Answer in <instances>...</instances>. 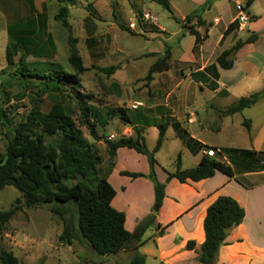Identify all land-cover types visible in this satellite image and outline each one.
<instances>
[{
	"label": "crops",
	"instance_id": "1",
	"mask_svg": "<svg viewBox=\"0 0 264 264\" xmlns=\"http://www.w3.org/2000/svg\"><path fill=\"white\" fill-rule=\"evenodd\" d=\"M165 1L170 9L157 0H76L73 4H65L73 30H78L90 44L111 47V55L116 56L112 64L119 65L115 76L127 67L126 63L156 55L151 50L135 55L126 53L121 40L125 32L146 40L159 38L171 42L174 36H179L177 41L180 44L187 37L191 40L187 49L182 48L183 51L177 54L179 59L175 65L172 61L175 47L163 44L160 56L164 55L166 48L170 49L171 68L155 73L149 86L145 87L143 95L148 97L143 98V110L129 114L132 126L122 123L121 133L126 136L134 135L133 125L138 126L150 151L154 150L159 135L156 125L167 124L163 144L155 152L159 164L156 166L157 177L166 183L165 197L155 222L143 233L137 250L145 255L148 264H203L198 260V252L205 241L207 209L218 196L226 195L240 203L245 209V217L241 224L230 229L225 244L219 249L216 264H264V110L261 108L264 98L242 110H256L242 121L235 119L237 112L223 113L240 97L264 87V55L256 49L264 31V0L258 14L252 9L258 0H253L248 7L252 21L247 31L258 33V39L240 48L232 68L218 66V79L205 69L217 64V57L240 38L234 32L225 34L230 24L237 26L235 5L231 18L224 20L221 0ZM155 3L173 12L172 17L179 20L181 28L169 32L171 26L168 22L162 25L157 21L142 23L140 16L144 11L152 12L151 6ZM60 6L58 0H0V45H5L6 51L8 45H21L23 49L39 44L56 46L60 23L56 15ZM189 15L194 16L190 23L195 24L197 30L204 32L207 29V38L198 46H195V36L183 23ZM197 17L204 21L203 25H196ZM229 99H233L232 102H228ZM245 119L250 120V130L243 123ZM174 123H179L198 142L217 147L223 159L232 165L234 176L217 171L214 176L199 181L168 180V173L176 170L179 154L182 168L199 164L205 154L203 149L195 152L186 146ZM238 126H244L246 132H237ZM120 134L111 133L108 137L115 140ZM173 138L177 146L166 164L159 156ZM103 146L104 154L99 152V173L114 187L116 194L112 205L126 214L125 228L134 232L151 212L155 200L154 184L148 178V157L129 147H120L111 155L107 145ZM225 149L247 150L253 154L240 158L236 153H226ZM125 171L142 176L132 177L124 174ZM189 241L195 242L194 248L187 246ZM114 254H128L130 261L132 250ZM111 255L98 257L93 253L94 262L103 263Z\"/></svg>",
	"mask_w": 264,
	"mask_h": 264
},
{
	"label": "trees",
	"instance_id": "2",
	"mask_svg": "<svg viewBox=\"0 0 264 264\" xmlns=\"http://www.w3.org/2000/svg\"><path fill=\"white\" fill-rule=\"evenodd\" d=\"M58 1L61 6L56 19L61 21L64 27L70 28L69 10L65 4H73L76 0ZM157 1L170 9L165 0ZM252 2L253 0H247V6L249 7ZM192 18L194 16H187L183 23L187 26L189 33L195 36V46H198L207 38V29L204 32L197 30L195 24L190 23ZM203 24L204 21L197 17L196 25ZM234 26V23L230 24L225 34L231 32ZM258 37V33L252 32L246 39H237L234 45L217 57L218 65L211 64L206 67L205 71L210 73L213 78L218 79V66L224 69L232 68L240 48L245 44L255 42ZM11 49L22 52L24 56V49L21 45H8L6 51L8 63H13L14 56ZM170 59L171 51L166 48L164 55L150 66L145 77L146 86H149L155 73L171 68ZM69 61L78 73L87 69L83 65L75 45L71 47ZM118 68V65H113L109 68H101V70L111 74ZM34 75L42 76L38 73ZM57 78L79 84L76 75L62 72V70L58 72ZM262 98H264V87L248 96L240 97L223 113L230 115L240 112ZM76 104L80 110L78 122L67 112L61 102H55L48 112H43L33 106L18 122L5 153L0 157V192L6 186H13L22 193L25 204L29 207L53 205V211L59 213L64 219V228L60 239L70 245L75 241L85 243L93 253L101 257L121 250H132L131 264H148L145 255L140 253L137 248L145 230L155 222L165 197L166 183L160 182L157 177L158 161L155 152L163 144L167 124L156 125L159 135L153 151L148 149L142 130L135 125H133L134 135L132 136L124 135L115 140L106 139L111 155H114L120 147H129L147 155L149 160L148 178L154 184V204L149 215L138 224L134 232H130L125 228L126 214L112 205L116 194L114 187L106 177L99 173L98 165L101 162V156L81 129L82 126H85L95 140L102 139L91 118L90 107L86 105L84 99L80 100V98L76 99ZM108 113L114 117L118 114L123 123L132 126L128 109L119 107ZM0 115L6 117L5 111L1 108ZM243 123L250 130V120L245 119ZM173 126L178 136L192 151L197 152L202 149L217 151V147L204 145L193 139L179 123H174ZM51 137L55 138L48 140ZM226 153H236L240 158L253 154L250 151L239 149H227ZM219 156H221L219 151L215 156L204 154L199 164L182 168L181 155L179 154L176 160V170L169 172L167 179L177 178L180 182L199 181L214 176L217 171L231 177L234 176L232 165ZM124 174L132 177L142 176L140 173L127 171ZM80 176L83 177V180H80ZM65 205L73 206L74 211L70 213L68 208L63 207ZM18 209V205H13L7 210H0V230ZM66 213H69L67 219L64 218ZM244 217L245 209L235 198L226 195L218 196L207 209L204 219L205 241L198 252V260L203 264H216L217 254L220 247L225 244L230 229L241 224ZM187 246L194 248L195 242L189 241ZM0 259L4 264H19L17 256L11 251L3 250Z\"/></svg>",
	"mask_w": 264,
	"mask_h": 264
},
{
	"label": "rangeland",
	"instance_id": "3",
	"mask_svg": "<svg viewBox=\"0 0 264 264\" xmlns=\"http://www.w3.org/2000/svg\"><path fill=\"white\" fill-rule=\"evenodd\" d=\"M220 4L224 10V20L230 19L234 11L233 1L221 0ZM262 5L263 0L255 2L253 12L258 14L263 8ZM151 11L157 16L158 24L170 23L169 32L181 28L180 22L172 17L173 12L162 5L153 4ZM176 14L179 15V13ZM58 29L56 46L49 47L40 44L28 46L24 49V56L22 52L11 49L14 56L13 63L7 62L6 46L0 45V108L5 111L6 115V117L0 115V157L6 151L14 128L33 106L43 112H48L55 102H61L67 112L78 122L80 110L76 104L77 98L84 99L86 105L90 107L91 118L102 139L95 140L85 126L81 129L95 149L104 154L103 145L106 144V139H110L109 134L118 135L123 132V122L118 114L114 117L108 112L119 107L128 109L130 115L137 113L140 109L143 110V108L132 110L129 108V103L133 100L144 101L143 98L148 97V95H143L147 85L145 77L151 64L160 56L163 44L175 47L172 57L173 65H175L176 60L179 59L177 54L187 49L191 41L187 37L180 44L177 41L179 36H174L171 42H164L159 38L146 40L140 36L131 37L124 31L125 34L121 40L126 53L131 52L135 55L151 50L156 52V55L144 56L134 63H126L127 67L115 76L114 73L108 74L101 70V68L113 66L112 62L116 56L111 55V47L103 48L86 42L78 30L64 27L61 21ZM135 30L138 31V27ZM231 32L243 39L254 31L240 30L235 24ZM262 33L263 35L256 43V49L264 55V31ZM72 45H75L83 65L87 68L81 73L76 72L69 61ZM51 48L52 51H50ZM61 70L76 75L79 84L66 79H58V72ZM35 73L42 76L34 75ZM232 100L229 99L228 102ZM262 103L261 108L264 110V100ZM252 112L255 113L256 110ZM252 112L251 110L237 112L235 119L242 121ZM238 130L237 132H246L244 126H238ZM120 135L124 136L125 133ZM55 137L48 138V140ZM176 143L174 138L170 139L159 156L166 164L169 163L171 154L177 146ZM219 157L223 159L222 156ZM13 205H18L19 209L0 230V255L3 250L11 251L17 256L19 264H116V262L117 264H131L128 254L120 256L112 254L103 263L94 262L96 259L89 246L79 241L70 245L60 239L64 219L59 213L53 211V205L29 207L25 204L19 190L13 186H6L0 192V210H7ZM63 207L68 208L70 213L74 211L71 205ZM68 217L69 213H66L64 218ZM0 264H4L1 259Z\"/></svg>",
	"mask_w": 264,
	"mask_h": 264
},
{
	"label": "built area",
	"instance_id": "4",
	"mask_svg": "<svg viewBox=\"0 0 264 264\" xmlns=\"http://www.w3.org/2000/svg\"><path fill=\"white\" fill-rule=\"evenodd\" d=\"M236 17L235 20L237 22V27L240 30H247L249 27L250 22L252 21V17L248 10L247 0H234ZM140 21L142 23L153 24L157 21V16L150 11H144L140 16ZM133 27L136 28L137 26L133 24ZM145 106L144 101L140 100H133L129 103V108L132 110H137L141 107ZM114 138V135L110 136ZM204 153L210 156H215L216 150L214 149H203Z\"/></svg>",
	"mask_w": 264,
	"mask_h": 264
},
{
	"label": "water",
	"instance_id": "5",
	"mask_svg": "<svg viewBox=\"0 0 264 264\" xmlns=\"http://www.w3.org/2000/svg\"><path fill=\"white\" fill-rule=\"evenodd\" d=\"M80 180H83V177L82 176H80Z\"/></svg>",
	"mask_w": 264,
	"mask_h": 264
}]
</instances>
